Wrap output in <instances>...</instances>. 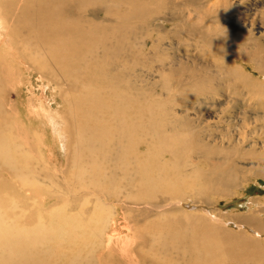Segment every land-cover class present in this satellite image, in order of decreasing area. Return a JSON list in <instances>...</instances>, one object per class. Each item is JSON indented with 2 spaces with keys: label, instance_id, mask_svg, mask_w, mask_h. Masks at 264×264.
Listing matches in <instances>:
<instances>
[{
  "label": "bare ground",
  "instance_id": "obj_1",
  "mask_svg": "<svg viewBox=\"0 0 264 264\" xmlns=\"http://www.w3.org/2000/svg\"><path fill=\"white\" fill-rule=\"evenodd\" d=\"M86 1L89 4L93 2ZM145 2L149 4L146 3L139 12L135 13L141 18L150 19L153 11L149 5L151 6L154 1L145 0ZM102 9L110 16L102 15L101 19H98V14L102 10L90 8L84 1L79 0H62L60 3L56 0H0V186L6 183L7 189L17 194L19 199L17 207L20 210L10 211L9 215L60 210L68 204H71V211L87 209L88 218L82 224L80 234L60 232L61 237L55 242L54 254L50 256L43 252L42 257H38L43 264H264V254L254 253L256 247L253 248V246H256L258 242L252 238L251 243H248V251L239 252L237 248L224 247L226 244L222 246V240L232 237L236 240L248 238L246 234L235 236L224 230L225 228L221 226L222 222L216 221L208 213L206 216L202 213L204 221L195 226L186 224L192 218L185 214L183 218L168 216L169 213L181 209L180 203L185 200V197L176 191L165 193L160 190L166 180L165 176L169 175L168 170L174 168L177 161L182 168H190L189 171H183L184 177L193 182L196 180L195 175H198V179L205 182L204 187L196 188L191 192L192 197L201 199L204 203L210 201L213 195L225 197L231 188L237 187V180L240 179L238 172L241 174L243 171L241 169L244 168L237 170L234 158L261 159L260 153L253 151L254 144L251 139L258 128L249 129L251 123L248 121L251 118V121L255 123L259 120V116L248 115L251 110L248 106L253 107L248 99L252 95L264 96V89L257 91V87H254L255 90L252 88V91H245L246 88L241 91L238 84V86L235 85L236 88L233 86L237 95L234 99H228L229 94H223L220 88L209 87L204 90L205 97L211 99L210 107L218 106V109H213L206 118L215 122L222 119L227 123L225 129L227 135L209 137L221 144H225V139L228 142L226 141L225 147L221 145L213 147L212 144L206 145L204 149L195 147L193 149L195 156L191 159L192 164H189V159L183 160L179 157L180 153L185 151L174 149V144L171 142L180 134H186L184 137L187 139L193 138L194 129L188 118L181 117L170 121L171 129L167 128L170 133L163 129L164 124H162L169 121L168 116L158 110L152 114V116H156L157 113L159 115L157 117L159 123L156 125L146 119L136 122L133 109L138 103L143 110L148 109L146 106L149 102L146 100L141 102L139 99L148 98L147 95L150 92L145 88L136 89L132 86L133 84H127L124 79L127 72L121 68H109V66L118 59L119 62L116 64L121 65L120 58L129 59L131 55L129 49L126 51L129 55L117 53L119 49H122L120 45L136 38L137 32L132 34L126 25L129 21L128 17H124L119 8L106 5ZM191 24L181 20L178 25H175L176 33L207 46L216 41L209 32L200 27H191ZM162 65L164 66L165 63L163 62ZM163 66L164 73L160 86L167 89L165 94L171 97L170 87L165 81L168 75ZM13 67L19 68L25 74L31 68L41 74L42 78L54 82L55 92L49 87V82V86L48 84L40 86L42 104L39 103L41 105L36 103L37 94L31 92L34 95L27 109L29 115L26 116L29 123L28 129H31L29 127L35 123V119H42L37 112L40 111L46 122L55 120V126L61 123V128H64L63 133H66L63 162L61 164H57V161L53 162L54 157L50 155L49 162L46 164L47 172H42L40 169L42 166H38L40 164L38 161L42 162L43 157L46 156L47 151L43 148L46 146L45 139L36 142L41 138L38 134L35 140L28 139L29 130L25 128L26 125L24 127L19 124L21 121L17 118V109L15 111L12 107L11 97L15 94L13 86L10 85ZM8 71L12 74H8ZM260 73L264 75V72ZM246 77L251 76L243 74L235 78L243 83ZM80 82L83 86L79 85ZM199 82L201 84L203 80ZM183 84L181 80H178L174 85L179 89ZM47 91L50 92L51 97L57 95L53 97L56 110L49 104L50 101L43 103L50 98ZM192 94L196 95V92ZM192 94L188 96L192 97ZM107 95L109 99L105 100ZM221 96L228 99L223 103L226 105L224 107L217 103L220 101L216 97ZM240 97L243 99L240 100ZM118 98L119 100L129 98L130 102L124 106L122 101L117 100L119 103L116 101ZM180 99L184 101L182 97ZM157 102L159 101H156V104H159ZM39 106L43 110H39ZM256 106L262 108L261 117L264 118V100ZM208 109L206 112L209 111ZM168 110L167 113L165 111L166 114L172 111ZM228 112L233 115H227ZM85 117L90 119L89 124L84 123ZM206 118L203 117L199 123L203 124L202 121ZM23 122L24 120L22 124ZM210 125L208 124V127ZM201 131L198 132L201 133ZM260 131L264 133V129ZM146 135L156 140L148 141ZM138 137L144 138L142 143L146 144L145 150H148V153L144 150L142 156L136 157L135 152L139 151V147H136L135 152H128L126 146L131 142L137 143ZM201 140H207V138L202 135L199 141ZM250 142L251 144L248 145L251 149L249 147L246 149L244 145ZM157 143L162 144L163 152L171 153L172 160L160 161L150 155L154 144ZM34 144L40 146V151L37 150L38 160L30 161L31 158H26V155L36 154ZM80 144L87 145L89 149ZM103 144L106 145L105 150L101 148ZM130 148L135 150V146ZM209 153L211 157H208ZM68 156L72 157L73 164L69 163L70 166L67 164ZM193 160H196L194 166ZM202 161L208 162L209 166L200 171L198 166ZM18 162H21L22 166L18 165ZM24 163L30 167L25 166ZM49 167L56 171L55 175L60 181L50 173L47 175ZM147 168H150V172L146 174ZM250 171L253 172L252 177L264 178V168H254ZM43 176L47 179L46 181H51L47 189L40 186L37 188V183L40 185L39 183L43 182L41 178ZM27 177H32L36 181L35 188L29 189L28 182L26 183ZM37 192H39V206L27 208V199L32 195L35 196ZM88 195L93 196V199L86 198ZM63 196H66L65 199ZM50 199L53 200L50 201ZM88 202L95 205L87 206ZM92 208L94 210L91 213L89 210ZM103 209H112L113 218L104 224L92 223L94 218L99 219L98 211ZM0 210L3 213L7 212L5 208ZM125 212H133V216H130L131 214L127 215L128 217L119 216ZM41 218L44 221L46 219L44 216ZM235 220L239 226L251 225L256 230L263 231L264 220L256 215L238 216ZM76 221L79 223L80 219ZM16 225V222L10 224L0 219L1 229L14 231L17 229ZM177 225H181V228L178 229ZM139 230L147 234L143 237L144 241H141L143 235L139 237ZM39 235L41 236L42 233ZM87 236L88 239L83 242ZM9 238L16 239L11 235ZM40 239L39 236H32L24 244L17 241L10 245L1 244L0 261L6 264L33 262L35 254L41 250L38 247ZM72 239L80 241L81 246L69 244L64 247ZM143 247H146V250Z\"/></svg>",
  "mask_w": 264,
  "mask_h": 264
},
{
  "label": "rangeland",
  "instance_id": "obj_2",
  "mask_svg": "<svg viewBox=\"0 0 264 264\" xmlns=\"http://www.w3.org/2000/svg\"><path fill=\"white\" fill-rule=\"evenodd\" d=\"M56 1L57 3L62 2V0ZM79 1H84L86 6L90 8L101 9L102 11L99 12L97 17L98 19H101L102 15H108L104 13L102 9L103 6L108 5L109 7H114L116 9L119 8L120 13L124 14V17H128L127 19L129 21L126 22V25L129 30L132 34H136L137 32L136 38L129 40L130 42L128 41L127 43L120 45L122 49H119L117 53L122 55L129 49L131 55H129V52L126 53L130 56L129 59L125 58V60H123V58H120L122 60L120 62L121 65L116 64L119 62L118 59L117 62L114 61L109 66V68H121L126 71L127 76L124 79L127 84H133L132 86L136 89L145 88L151 93H148L147 95L149 99L147 97L139 99L141 102H144V100L149 102L146 106L148 109L143 110V107H140L139 103L133 109L136 114V122L145 121L146 119V121H150L151 124L156 125V123H159L157 120L159 115L157 113L156 116H152V114L158 110L168 116L167 119L169 121L162 123L164 124L163 129L167 130L168 133L169 131L167 128L171 129L172 126L170 121L181 117L188 118L191 122L190 124H192V128L194 129L195 135L193 138L187 139L184 137L186 134H180L175 136L171 142L174 144V149L177 148L185 151L184 153H180L179 157L183 158V160H185V158H187L186 160L189 159V164H192L191 159L195 156L193 153V149L195 147L204 149V147L208 144H212L213 147H218L220 145L224 147L227 146L226 139L224 141L225 144H221L219 141H213V138L209 137L211 135H220V137L222 135H227L228 133L225 131L227 123H225L222 119L219 120V122H215L206 118V115H209L213 109L217 110L218 106L213 105L210 107V104L212 103L211 99L205 97L206 94L203 92L209 87L220 88L223 94H229L228 99H234L236 98L235 96H237L234 92L235 85L238 86L239 84L240 86L238 87H240L241 91H244L245 88V91H252V88L255 90L256 87L257 91L264 89V75L263 73H260L264 72V0H153L154 3L151 6L149 5L150 9L153 11V16L150 19H146L144 17L141 18L136 14L137 11L139 12V10L142 9V6L146 5V3L149 4V2H145V0H92L93 2L90 4L86 0ZM112 18H114V16ZM181 20L186 23H192L191 27H200L202 30L209 32L213 38L216 39V41H213L212 44L209 43L208 47L207 45L198 43L192 38L182 37L180 34L176 33L175 28V25H178ZM114 24H116V22H114ZM217 49H220L223 52H219ZM163 62L165 63L164 66L162 65ZM162 66L166 71L165 73H167L166 75H168L165 78V81L170 87L169 93L171 94V97L165 94L168 90H165L160 86L164 73ZM21 71L22 70L19 68H12L13 78L10 80V85L13 86L15 93L11 97V100H13L12 107L15 111L17 109V118L21 121L19 124L23 126L26 125V127H24L29 130V132H27L28 139L32 138L31 141L33 139L35 140V136L37 137V134L41 138L36 140V142L44 141L45 139L44 142L46 143V146L43 148L47 151L46 156L42 159L43 163L38 161L40 163L38 166H42L40 168L42 172H47L48 170L46 164L49 162L50 155H53L54 157L53 162L57 161V164H61L63 162L66 150L65 141H67L65 137L66 133H63L64 128H61V123L59 126H55V120L46 122L40 111L37 112L40 113L39 118L42 119H35V123L29 127L31 129H28L29 123L26 120V116L29 115V112L27 109L31 103V97L34 95L31 92H35V94H37L36 103L40 102L42 104L40 97L41 92H39V88L41 89L40 86L43 84L47 85L49 81L47 78H42L41 74L37 71L31 70V68L27 74L22 73ZM10 73L11 72L8 71V74ZM243 74L251 77H246L243 79L245 82L240 83V81H238L235 77ZM178 80H181L184 83L179 89L174 85ZM201 80H203V83L200 84L199 81ZM49 84L48 86L55 92V89H53L54 82L51 81ZM215 84L217 85L215 86ZM79 85L83 86V83L80 82ZM185 89H187V91H185ZM93 90H95V88H93ZM193 92H196V95H193ZM132 93L135 94L133 90ZM47 94L50 98L45 100L46 102L43 101V103L46 104L47 101H50L49 104L56 110L53 97L57 95L51 97L52 95L49 91H47ZM189 94H192V97L188 96ZM151 95L152 97H150ZM180 97H182L184 101H182ZM155 98L157 100H155ZM106 99H109L108 95L105 97V100ZM120 99L122 100H119L118 98L116 101H122L124 106L130 102L129 98ZM216 99L220 101L216 102L221 104L222 107L226 106L223 103L228 99L224 96L216 97ZM239 99L242 100L243 98L240 97ZM263 100L264 96L260 97L258 95H252L251 98L248 99V102L255 107L254 109L252 106H248V108L251 109L250 112H248V115L259 116V120L255 123L251 121V118L248 121L251 123L249 129H253L254 127L258 128L256 134H254L251 139L254 144L253 151L260 153L261 159L234 158L235 168L239 170L243 167L244 169H241L243 170L241 174L238 172L240 179L237 180V187L231 188L229 194L227 193L225 197L213 195L211 200L206 203H204L201 199L192 197V190L204 187L205 182L200 181L198 179V175H195L196 180L193 182L184 177L183 171H189L190 168H182V165H180L178 161L174 168L168 170L169 175L165 176L166 180L160 188L161 192L171 193L176 191L178 194L184 195L185 197H183L185 200L180 203L182 205L180 207L181 209L177 212L169 213L168 216L172 218H183L185 214L187 217L190 216L192 218L191 221L186 224L195 226L196 224H201V222L204 221L202 213L205 214V216L206 213H208L212 218L214 217L216 221L218 220V222H222L221 226L225 228L224 230L233 233L235 236L246 234L245 236L248 238L246 240H240L239 238L236 240V238L232 237L222 240V246L226 244L224 247H234L237 248V251L239 252L243 250L248 251L252 238L258 242L256 243V246H253V248L256 247L254 249V253L257 255L264 254L262 253L264 251V228L262 229L263 231H259L251 225L248 226L241 224L239 226L235 217L244 215L249 216L251 214L264 220V178L252 177L253 172L250 171H253L254 168H264V133L260 131V129H264V118L261 117L262 112L260 110L262 108H260V106H256L257 103H262ZM119 101L117 102L119 103ZM156 101H159L157 102L159 104H156ZM161 101L164 102L161 103ZM229 102L231 103V101ZM154 104H156V106H154ZM207 108H209V111L206 112ZM38 109L43 110L40 106ZM51 109L52 108H50V110ZM168 109L172 111H170L169 114H166L167 111H169ZM229 114L233 115L231 112L227 113V115ZM35 115L36 117L38 116L37 113ZM203 117L206 119L202 121L203 124H200L199 121L203 120ZM79 118L81 119V116H79ZM22 120H24L23 124ZM85 120L86 121H84V123L89 124L90 119L85 117ZM241 123L242 125H245L244 122ZM256 123L257 125H255ZM208 124H211L210 127H208ZM217 126L218 128H216ZM34 127L36 128L34 129ZM198 131H201V133ZM54 133H56V135ZM155 133L156 132L154 131V134ZM202 135L206 137L207 140L199 141V139H202ZM146 136L148 137L146 138L148 141L156 140L154 138L152 139L150 135ZM136 139L137 143L131 142L126 146V150L128 152H135L137 150L136 147L138 146L139 151L135 153L136 157H139L142 156V153L146 149V144L142 143L144 138L138 137ZM248 144L250 145L251 142L244 145L246 149L249 147ZM34 146L36 154L33 153L29 156L26 155V158H31L30 161L33 159L34 161L38 160L37 150L40 149V146L39 144H34ZM47 146L48 148H46ZM82 146L89 149L87 145ZM131 146H135V150L130 148ZM161 147L162 144H154L150 155H153L155 159L158 158L160 161L172 160L171 153L166 151L163 152ZM101 148L105 150L106 145L103 144ZM51 149L53 151H51ZM48 151L50 152L49 154ZM145 152L148 153V150H145ZM208 157H211V153H209ZM67 160V164H73L72 157L68 156ZM195 164L196 160H193V166ZM18 165L22 166L21 162H18ZM24 165L30 167L25 163ZM208 166V162L206 161H202L201 163L199 162L198 170L201 171V169H207ZM104 171H107V169H104ZM149 172L150 168H147L145 173L147 174ZM49 173L50 175H54L55 179L59 180L55 175L56 171L51 169V167H49L47 175H49ZM41 178L43 182L39 183L40 185L37 183V188L40 186L47 189V185L51 181H46L47 179L44 178V176ZM27 179L26 183L28 182L27 185L29 189L35 188L36 181H34L32 177H27ZM7 186L8 185L6 183H4L2 187L0 186V208L7 209V212L5 213L0 210V219L10 224L16 222L17 225L15 227H17V229L12 231V229L0 228V245H10L13 244L14 241L24 244L28 241L29 237H41L38 242V247L41 249L40 252L35 254L33 262L25 264H43L40 262V258H38L42 257L41 254L43 252L50 254V256L53 255L55 251V242L59 240V237H61L59 235L60 232H74L75 234H80L82 224L88 218L86 208H84L85 210L71 211V204H68L67 207L60 210H50L49 212L40 213L35 212L32 214L22 212L9 215L10 211L20 210L17 207L19 203L17 194H15L13 190H8ZM39 192H37L35 196L32 195L31 198L27 199V208L32 209L36 205L39 206ZM45 192H47V190H45ZM58 193L63 194V192ZM63 197V199H65L66 196ZM86 198L93 199V196L88 195ZM52 200L53 199H50V201ZM88 205L91 207L95 204L88 202L87 206ZM59 208L62 207L59 206ZM93 210L94 209L92 208L89 211L92 213ZM124 215L133 216V212L121 213L119 216L125 217ZM30 216L34 218L28 219ZM43 216L44 218L50 220L45 219L44 221V219L41 218ZM98 217L99 219L96 220L94 218L92 223L102 222V224H104L105 222H109V220L113 218L112 209H103L98 211ZM219 218H221V220H219ZM76 219H80L79 223H77ZM27 221L28 223L26 224ZM180 226L177 225V228L180 229ZM138 232L139 237L143 235L141 241H144L143 237L147 236V234L142 230H139ZM40 233H42L41 236L39 235ZM130 234L132 233L130 232ZM10 235L16 239L13 240L9 238ZM87 239L88 236L83 240V242ZM69 244L81 246L80 241H74L72 239L69 243L65 244L64 247H67ZM143 249L146 250V247H143ZM0 264L6 263H4V261H0Z\"/></svg>",
  "mask_w": 264,
  "mask_h": 264
}]
</instances>
